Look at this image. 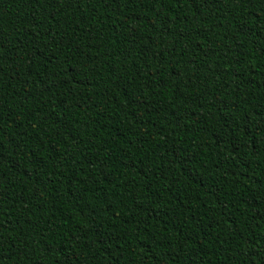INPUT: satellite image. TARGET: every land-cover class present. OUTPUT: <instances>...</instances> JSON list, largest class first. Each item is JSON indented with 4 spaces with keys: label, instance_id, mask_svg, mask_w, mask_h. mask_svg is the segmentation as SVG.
<instances>
[{
    "label": "trees",
    "instance_id": "16d2710c",
    "mask_svg": "<svg viewBox=\"0 0 264 264\" xmlns=\"http://www.w3.org/2000/svg\"><path fill=\"white\" fill-rule=\"evenodd\" d=\"M0 264H264V0H0Z\"/></svg>",
    "mask_w": 264,
    "mask_h": 264
}]
</instances>
